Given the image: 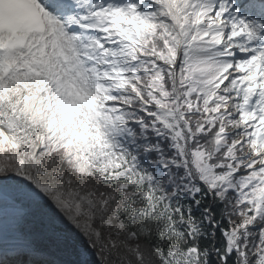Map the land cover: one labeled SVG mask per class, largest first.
I'll list each match as a JSON object with an SVG mask.
<instances>
[{
  "label": "snow or ice",
  "instance_id": "obj_1",
  "mask_svg": "<svg viewBox=\"0 0 264 264\" xmlns=\"http://www.w3.org/2000/svg\"><path fill=\"white\" fill-rule=\"evenodd\" d=\"M0 264H264V0H0Z\"/></svg>",
  "mask_w": 264,
  "mask_h": 264
}]
</instances>
